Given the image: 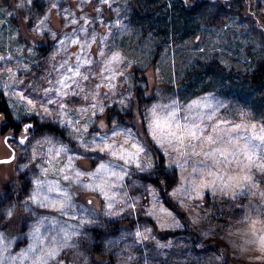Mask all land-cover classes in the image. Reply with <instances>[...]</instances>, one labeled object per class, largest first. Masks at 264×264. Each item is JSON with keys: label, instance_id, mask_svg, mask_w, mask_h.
Returning a JSON list of instances; mask_svg holds the SVG:
<instances>
[{"label": "rangeland", "instance_id": "1", "mask_svg": "<svg viewBox=\"0 0 264 264\" xmlns=\"http://www.w3.org/2000/svg\"><path fill=\"white\" fill-rule=\"evenodd\" d=\"M110 2L111 7L97 4L96 7L100 11L97 12L94 8L93 12H90L85 9L88 3L78 2V0H34L35 6L24 3L23 0L21 8L16 7L21 3V0H0V53L5 52L6 45L13 38L19 44L33 46L25 39L24 30L20 29L15 22L23 15L28 17L26 20L28 30L36 28L38 34H42L44 37L37 40L34 45L36 62L31 65V68L35 76L31 81H25L26 84L36 83L39 78L44 76L55 81L58 79V72L62 76H71L72 74L67 71V68H62L60 65L64 59L74 53L73 59L83 57L93 60V64L83 65L80 68L81 73L89 77L87 81H80L79 77H75L77 82L85 88V91L90 92L101 83L95 78L96 73L107 63L106 57H101L99 52L103 51L108 56L117 52L120 54L122 61L115 65L117 75L116 79L112 81L119 86V90L116 95L108 97L103 95V90L96 89L99 92L97 99L100 100L104 111L103 113L97 112L93 116L94 121L101 120L107 109L116 108L128 113L135 108L133 99H127L129 95L134 97L135 85L131 79L132 76L128 74L127 82H125V77L118 74V68H124L126 64H133L136 61L140 62H136L140 67L141 65L149 66L155 55L160 56L159 62L151 73L152 90L149 94H145L144 102L138 110L142 121H134L137 125H141V129L128 120L122 124L115 120L116 130L144 146L147 156L153 164L152 168L143 173L138 172L134 167L128 169L129 175L125 177L124 187L121 189V193L124 194V211L118 216L104 218L105 223L111 225L110 230L95 228L91 225L86 228L81 227L78 224L79 219L90 218L88 210L92 209V205L81 193L73 200L77 221L69 220L66 215L58 212L36 209L41 214V218H47L45 227L41 229V235H55V231L48 227V221L52 220L56 222L57 226L63 225L69 231L73 230V227L69 226H75L80 231H87L86 240L87 247L91 249V264H117L118 258L125 260L126 264H157L158 261L160 264H264V246L260 243V237L264 236V199H261L259 189H253L235 197L225 195L218 190L222 186L218 178L201 175L205 171L204 165L198 162L193 163L191 159L185 163L183 158H181V163L184 164L183 168L180 164L170 162L165 147H161V144H164L161 137L169 138L170 129L161 120L160 125L163 130L158 131L157 139L154 140L152 123L155 117L151 112L152 106L157 105L159 106L157 107L158 114L162 116L164 113L160 109H166L168 105L174 104L179 110V115L177 121L172 122L173 125L177 122L181 125H196L195 130L201 137L212 135V130L216 125L227 129L244 122L252 125L259 124L261 128H264V115H258L254 110L243 107L237 99L224 98L216 92H208L188 99L185 97L187 87L184 88L183 84V89L180 88L183 82L188 86L187 81H182L181 74L185 73L189 66L195 65L199 61L201 63L209 60L220 61V64L227 66L228 71L234 73L238 71L245 73L255 67L257 59L264 56V33L260 29L261 27L258 26V28L256 24L258 17L264 26V0H250V2L249 0H219L216 7L210 5L206 11L201 13L200 21L204 27L200 30L198 41L196 39L177 43L180 45L170 42L165 45V47H170L164 51L160 52V49H154V52L149 51L146 54L147 58L144 59L140 58V50L149 49L146 45V38L144 39L141 33L133 34L143 25L141 22L139 23V18H135L139 0H110ZM53 3L57 5L56 8L51 7ZM49 9H51V13H49ZM158 11L163 12L161 8ZM70 14H74L80 24L71 26L67 20V16ZM46 16L47 20H45ZM81 17H84L87 22L80 20ZM41 20H45L43 25H40ZM132 21L134 30L130 31ZM152 21H149L148 30L162 34L159 29L155 31L153 26L158 24ZM80 25L83 26L84 31H80ZM17 33L20 35L17 36ZM53 35L56 39H52ZM93 36L97 42H93ZM132 37L133 39H131ZM70 39L79 40L81 46L68 43ZM61 40H64L65 44H61ZM127 40H130L129 45L125 44ZM200 40L205 41L201 42ZM44 45L46 47L40 50ZM82 45H88V47ZM7 51L11 52V48H7ZM54 53L60 54L57 61L48 63L47 58ZM253 55L256 60L252 58ZM25 56H27V51H25ZM75 66L76 63H70L71 68H75ZM17 74L21 75L22 73L18 72ZM104 75L111 76L112 72L108 70ZM68 83L72 84V81L69 80ZM104 83H108V81L105 80ZM138 84L143 89L147 88V85L141 82ZM40 86L39 83H36L37 89ZM72 89L79 90L76 84H72ZM6 93L7 89L0 84V94H3V98L7 101L16 125H22L25 128L31 124L37 131L36 128L53 124L65 131L70 138L71 124H65L59 117L41 116L36 111H29L25 100L17 101L15 97H10ZM24 94L31 99L37 95V92L28 89ZM55 98L58 99V97ZM122 99L128 105L127 108L120 103ZM194 102L211 104L212 107L190 108ZM71 103L85 108L89 106V101L82 100L77 96L72 97ZM49 109L50 111L57 110L55 105H50ZM27 119H32V122L27 123ZM113 121L105 130L107 134H111L113 130ZM2 122L3 117L1 116L0 127ZM104 123L106 124L105 121ZM171 131H176L175 127ZM23 133L22 131L15 133L13 130H9L2 134L0 131V160L14 156L13 162L0 164V173L8 176L4 182L13 181L17 175L21 176L24 181L22 194L17 200L27 195L30 187V181L26 179L27 173L18 166L15 169L13 167L23 163V158L18 156L20 151L18 141ZM44 133L50 134L42 138L50 140L52 147L62 144L75 146V141L71 138L70 141H67L48 131L37 135ZM96 133H101V129L93 123L86 135L89 139L99 140V137L95 136ZM235 135H240V133ZM196 143L199 144V141ZM77 154L79 153L69 152V155ZM86 155L93 157L88 161L87 167L94 170L97 166L94 157L101 154L88 153ZM155 155L164 158L161 166L166 168L173 179L170 188L167 182H164L162 188L145 182L149 175L155 174L157 168ZM212 181H215L214 185L211 183ZM257 181L260 182V188H264V177L258 176ZM223 183L225 182L223 181ZM178 189L183 191H178ZM197 191L202 199L196 198ZM96 195L100 203L106 205L105 198L100 193ZM8 198L13 199L11 192L8 194ZM129 204L134 207L129 209L127 207ZM27 207L31 209L34 206L27 205ZM152 211L154 214L148 215ZM166 213H171L172 216L166 217ZM70 214L72 213L69 212ZM194 220L199 221V226L194 224ZM174 222L179 223L180 227H171ZM161 224H164L165 227L161 228ZM120 227L123 229L118 230ZM146 228L151 229V239L142 240L135 235L137 230L143 232ZM97 229L106 232L103 239V255L105 256L103 259L94 255L96 239L92 235V231ZM20 233V235L14 236L5 234L4 243L12 241L11 253L16 256L14 261L9 259V264H31L34 256V253L27 254V260L21 257V253H26L33 243L24 222H21ZM165 235H169V237L164 239ZM158 244H164L167 247L160 249ZM72 257V250L66 249L59 254L57 259L63 261V264H73L74 257ZM50 264H55V261H50Z\"/></svg>", "mask_w": 264, "mask_h": 264}, {"label": "clouds", "instance_id": "2", "mask_svg": "<svg viewBox=\"0 0 264 264\" xmlns=\"http://www.w3.org/2000/svg\"><path fill=\"white\" fill-rule=\"evenodd\" d=\"M16 7H23V0ZM48 11L51 13V9ZM24 19L27 20L28 17H24ZM18 35L20 33H17ZM23 35L33 46L19 44L15 41V38L6 45L5 52L0 53V61L3 62V66L0 67V84L7 89L6 94L15 97L17 101L28 89L37 92V95L31 99L24 96L29 111H36L41 116L62 118L65 124H69V121H71L72 132L69 135L75 141V146L62 144L58 147H52L50 146V140L42 138L50 134L36 135L35 129L29 124L33 130L27 134L23 133L20 140H24L25 143L19 144L18 156L23 158V163L13 167L15 169L18 166L27 173L26 179L30 181V187L28 194L20 200H16L15 196L22 194L24 181L18 178L12 181L15 194L13 199L10 200L8 194L0 191V232L4 235H20L21 222H24L27 230L31 232L33 226L42 219L41 214L36 209L58 212L66 215L69 220L77 221L73 200L81 193L92 205V209L88 210L90 218L79 219V226L86 228V226L91 225L95 228L110 230L111 225L106 224L104 218L118 216L124 211V194L121 193V189L124 187L125 177L129 175L128 169L134 167L138 172L143 173L153 167L150 158L145 154V147L128 138L123 132L116 130L115 120L113 121L111 134H107L105 131L107 125L102 119L99 121L93 120V116L103 108L100 105V100L97 99L99 92L96 89L103 90V95L110 97L116 95L119 86L116 83L111 85L104 83L106 80L104 73L108 71L106 66L96 73L95 78L101 83L96 85L90 92H86L75 77L71 78V81L72 84H76L79 90H73L72 84L68 83L71 90L66 91L64 87L58 84V81L65 77L60 75L59 72L57 73L58 79L55 81L48 79V76L39 78L36 82L41 85L39 89H37L36 83L26 84L25 81H31L35 76L31 68V65L36 62L34 45L37 40L44 37L42 34H38L36 28L30 31L25 30ZM52 39H56L55 35L52 36ZM60 43L65 44V41L61 40ZM7 48H11V52L7 51ZM25 51H27V56H25ZM59 55V53L51 54L47 58V62L57 61ZM74 55L73 53L64 59L60 67L71 68L70 63H77L78 58H72ZM8 61L12 63H5ZM89 61L90 65L93 64L92 59H89ZM130 67L131 63H128L124 68L117 69L118 74L125 77V82H127ZM18 72L22 74L18 75ZM88 79L87 75L81 73L80 81H87ZM44 85L48 86L45 87ZM73 96L89 101V106L85 108L71 103ZM55 97H58V99ZM127 99L131 100L134 97L129 95ZM120 103L125 104V101L122 99ZM50 105H55L57 110L50 111ZM157 107L159 106L153 105L151 112L153 108ZM93 123L101 129V133L95 134L99 137V140L89 139L86 135ZM260 129L259 124L252 125L244 122L227 129L216 125L210 136L201 137L197 134L196 139H186L182 145L172 144L171 147L165 145L162 147H165L170 162L180 164L182 168L184 164L181 163V158L184 159L185 163L191 159L193 163L198 162L204 165L205 171L201 175L205 177L222 178L225 183H228L230 177L240 181L246 174L251 173L252 177L257 180L258 176L264 177V132H261ZM236 133H240V135H235ZM185 136L187 137V133H185ZM196 141H199V144ZM254 141L257 148L249 150L248 144ZM133 144L141 148L138 154V162L142 166L139 168H137L136 162L123 156V152L133 149ZM176 147L181 148L180 153L172 150ZM69 152H78L79 154L69 155ZM88 153L101 154L94 157L97 161L94 170L87 167L88 161L93 159V157L86 155ZM33 165H35V168H33ZM86 185H91V190L85 187ZM99 185H103V191L107 193L106 196L102 194ZM235 187L240 188L243 185L236 183ZM97 193L105 198L106 205L100 203ZM27 205H33L34 207L29 209ZM41 205L43 206L41 207ZM61 205H65V207L61 209ZM69 212L72 214L69 215ZM194 224L199 226V221L194 220ZM38 235H41V232ZM87 235V231H80L75 226H73L72 231L67 233V243H64L60 236L57 239L56 232L52 236L41 235L43 239L35 245L36 251L32 252L34 256L31 264H42L50 247L58 248L59 254L66 249L72 250L73 264H91L92 256L91 249L87 247ZM53 241H56V243H53ZM33 244L34 241L30 246H33ZM0 246L5 248L4 251L0 252V264H9V259L13 261L16 259V256L11 253L12 245L9 246L0 241ZM165 247L167 245L158 244L160 249ZM27 259L28 256L25 260ZM48 264H50V261ZM58 264H63V261L58 260ZM117 264H126V261L118 258ZM157 264H160V262L158 261Z\"/></svg>", "mask_w": 264, "mask_h": 264}, {"label": "trees", "instance_id": "3", "mask_svg": "<svg viewBox=\"0 0 264 264\" xmlns=\"http://www.w3.org/2000/svg\"><path fill=\"white\" fill-rule=\"evenodd\" d=\"M218 2L219 0H139L135 18H139V23L141 22L143 25L133 34L138 35L141 33L144 36V39L146 38V45L149 47V49L140 50V58H147L146 54L149 51L154 52V49H160V52L164 51L167 49V47H170H165V45L170 42H172L174 45H180L177 43L190 40L193 41L196 39L198 41L200 30L204 27L200 21L201 13L206 11L210 5L216 7V3ZM159 8H161L163 12H159ZM85 9L93 12V3H88ZM152 20L158 24L155 27L153 26L155 31L159 29L162 34L154 33L148 30L150 27L149 21ZM15 22L20 29L24 31L25 29H29L28 26H26L27 22L24 19V15L23 17L21 16V18L16 19ZM132 23L133 21L130 24V26H132L130 31L134 30ZM256 24L257 27H261L260 29L264 33V26L258 17L256 19ZM158 35L161 36L157 37ZM131 39H133V37ZM200 41L203 42L205 40ZM125 44L129 45L130 40H127ZM45 47L46 45H44L40 50L44 49ZM159 58V55H155L149 66L141 65V67L136 63L138 61L133 60L136 62L131 64L128 74L129 76H132L131 79H133L135 85L133 99L135 108L132 112L128 113H124L116 108L107 109V111L102 115L103 117L101 116L102 120L106 122L107 126H109V123L111 124L113 120H116L121 124L126 120L133 122L134 124H136L134 121H142L138 110L141 107L142 102H144L145 94H149V92L152 90L150 84V80L152 78L151 73L153 68L159 62ZM252 58L256 60L254 55ZM219 62L220 61L209 60L201 63V61H199L195 65L193 64L189 66L187 71L181 74L183 76L182 81L188 82V86L184 82L180 85L181 89H183V84L184 88L187 87L185 91V97L189 99L204 93L216 92L224 98L237 99L243 107L254 110L258 115H264V56L257 59L255 67L245 73L244 71H238L236 73L230 70L228 71L226 69L227 66L224 64L222 65ZM138 82L147 85V88L143 89L141 85L138 84ZM126 90H128V88H126ZM3 97V94H0V117H3V122L0 127L1 133L4 134L9 130H13L15 133H20V131L24 132V127L22 125H16L14 123L13 115L10 111L9 105ZM26 122H32V119H27ZM137 127L141 129V125H137ZM32 130L33 129H31V131ZM36 130V135L38 133L48 131L58 137L63 138L64 140L70 141L67 133L53 124L43 125L40 128H36ZM154 158L156 159L157 167L155 169V174L149 175L147 181L145 182L159 188L164 187V182H167L171 187L173 184V179L169 175L168 171H166V168L161 166V162L164 160L163 156L157 157L155 155ZM2 160H10L13 162L14 156L9 159ZM5 178H8V176L4 173H0V191L2 190V192L6 194H10L11 192L12 197H14L15 194L13 192L12 181L6 183L4 182ZM17 178L22 180L21 176L17 175L16 179ZM19 196L20 195L15 196V199L17 200ZM122 229L123 228L120 227L118 230ZM93 231L92 235H94L96 239V243L94 245V255L97 258L103 259L105 257L103 255V239L106 232L98 229ZM165 237L166 238L164 239H167L169 235H165Z\"/></svg>", "mask_w": 264, "mask_h": 264}, {"label": "snow or ice", "instance_id": "4", "mask_svg": "<svg viewBox=\"0 0 264 264\" xmlns=\"http://www.w3.org/2000/svg\"><path fill=\"white\" fill-rule=\"evenodd\" d=\"M78 2H82V3H93V7L95 8V10L97 12L100 11V9L98 7H96V4H104L108 7H111V2L110 0H78ZM24 3H31L33 4V6H35L34 0H24ZM52 8H56L57 5L55 3H53L51 5ZM48 17H45V20H47ZM45 20H41L40 21V25H43L45 23ZM67 20L69 21L71 26H77L78 24H80V21H78L77 18H75L74 14H70L67 16ZM80 20H85L84 17H81ZM85 22H87L85 20ZM80 31H84V28L82 25H80ZM93 42H97L95 39V36H93ZM63 43V41H62ZM68 43L70 44H74L77 46H81L80 45V41L77 39H70L68 40ZM83 47H88V45H82ZM100 56H104L106 57V67L108 68L109 71L112 72L111 76H105L106 80L108 81V84L111 85L112 81L116 78L115 74V65L121 63L122 61V57L120 56V54L117 53H113L110 56H108V54L104 53V52H99ZM83 65H90V61L87 58H79L77 60L76 66L75 68H67V71L70 72L72 75L71 76H65L64 79L58 81V84H60L62 87L65 88L66 91H70L71 88L68 86V81L71 80V78L73 77H80L81 75V71L80 68ZM3 66V62L0 61V67ZM126 66V65H125ZM114 90V89H113ZM24 95H22L20 97V100L23 101L24 100ZM30 103V101H29ZM125 108L128 107L127 104H122ZM212 105L211 104H201L200 102H194L193 105L190 106V108H211ZM103 108L100 109V112L103 113ZM161 112L164 113V115H159L157 108H153L152 109V115L153 117H155V119L153 120L152 123V136L153 139L156 140L157 139V133L158 131H162L163 129L161 128L160 125V121L163 120L165 125L170 129L168 132V137L169 138H164L161 137V139L164 140V144H161V147L163 145H167L169 147H171L172 144H178V145H182L186 139H196L197 136V132H196V125H181L178 122L175 123L173 125L172 122L177 121L178 115H179V110L178 108L173 104V105H168L166 109H160ZM209 118H211V116H209ZM69 124H71V121H69ZM31 125L26 126L23 131L25 134L29 133L31 131ZM175 127L176 131H171V129ZM261 132H264V128L260 129ZM185 133H187V137L185 136ZM159 142V141H158ZM7 143V141H6ZM19 144H23L25 143L24 140H19L18 141ZM132 148L134 151H128V152H123V156L129 160H132L133 162H136V166L137 168L141 167L142 165L139 164L138 162V154L141 151V148L136 145L133 144ZM257 148V145L254 143H249L248 144V149L249 150H255ZM173 151L180 153L181 152V148L180 147H176V148H172ZM147 154V153H145ZM213 155H215V153H213ZM247 158V157H246ZM10 160H0V164H7L10 163ZM251 163V161H250ZM103 167V166H102ZM77 175H79V173H77ZM221 181L222 186L218 189L222 194L225 195H231L233 197L240 195V194H245V192H250L253 189H259V193H260V197L261 199H264V188H260V182H258L257 180H255L251 173L246 174L243 178H241L240 181H236L234 178L230 177L229 178V182L228 183H223V179L222 178H218ZM213 185L215 184V181L211 182ZM236 183H241L243 185V187L237 188L235 187ZM205 187H207L208 185H203ZM85 187L89 188L91 190V185H86ZM102 192V194H104L105 196L107 195L106 192L103 191V185H99L98 186ZM178 191H183L182 189H178ZM173 195H175V193H173ZM197 199H202V196L200 195V193L197 191ZM43 205H41L42 207ZM65 207V205H61V209H63ZM109 207H111V205H109ZM134 206L129 204L128 208L131 209ZM163 211V210H161ZM154 211L149 212L148 215H153ZM166 217H170L171 213H166L165 214ZM47 218H42L36 225L33 226L32 231L30 232L31 237L33 238L34 244L33 246H30L27 249L26 253H21V257L23 259H25L27 257V254H30L34 251H36V247L35 245H37L41 239H43V237L41 235H38V233L41 232V229L45 227V220ZM48 227L50 230L55 231L57 233L58 236H60L64 243L68 242V228L60 225L57 226L56 222L54 220L52 221H48ZM69 227H73V226H69ZM165 225L161 224V228H164ZM171 227H176L179 228L180 224L179 223H173V225H171ZM151 229H145L143 232L137 230V232L135 233V235L142 239V240H147V239H151ZM207 235V234H204ZM6 240V236L0 232V241L4 242ZM12 241L9 240L7 242V245H11ZM53 243H56V241H53ZM260 243L262 246H264V236L260 237ZM5 248L3 246H0V252L4 251ZM59 256V249L55 248V247H50L49 251H48V255L47 257L44 259V261L42 262V264H48L49 261H56V264H58V259L57 257Z\"/></svg>", "mask_w": 264, "mask_h": 264}, {"label": "bare ground", "instance_id": "5", "mask_svg": "<svg viewBox=\"0 0 264 264\" xmlns=\"http://www.w3.org/2000/svg\"><path fill=\"white\" fill-rule=\"evenodd\" d=\"M177 180V179H176ZM170 187V186H169ZM158 189V188H157ZM166 203V202H165ZM170 207V206H169ZM175 210V209H174ZM175 212H177V211H175ZM172 216V215H171ZM180 216V215H179ZM178 216V217H179ZM183 218V217H182ZM211 219V218H210ZM161 220V219H160ZM165 220H167V219H165ZM188 220V219H187ZM188 222V221H187ZM168 223H169V221H168ZM190 223V222H189ZM206 223V222H205ZM192 224V223H191ZM205 225V224H204ZM208 225V224H207ZM195 226V225H194ZM197 227V226H196ZM188 228V227H187ZM203 228V227H202ZM206 228V227H205ZM191 230V229H190ZM193 230V229H192ZM207 230V229H206ZM196 231V230H195ZM195 231H193V232H195ZM94 232V231H93ZM179 232V231H178ZM199 234V233H198ZM204 234V233H203ZM194 236V235H193ZM180 238V237H179ZM187 239H188V237H187ZM196 239V238H195ZM197 240V239H196ZM93 242V241H92ZM185 242V241H184ZM73 258V257H72ZM69 260V259H68ZM65 263V262H64Z\"/></svg>", "mask_w": 264, "mask_h": 264}]
</instances>
